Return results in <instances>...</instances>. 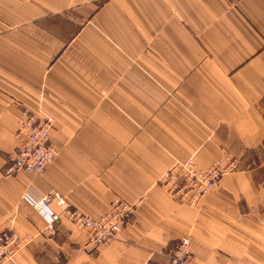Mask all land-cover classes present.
Wrapping results in <instances>:
<instances>
[{
    "label": "crops",
    "instance_id": "1",
    "mask_svg": "<svg viewBox=\"0 0 264 264\" xmlns=\"http://www.w3.org/2000/svg\"><path fill=\"white\" fill-rule=\"evenodd\" d=\"M54 121L42 176L5 175L21 109ZM234 166L200 208L161 186L177 162ZM51 192L99 219L141 201L99 251L34 202ZM7 264H264V0H0V235Z\"/></svg>",
    "mask_w": 264,
    "mask_h": 264
},
{
    "label": "built area",
    "instance_id": "2",
    "mask_svg": "<svg viewBox=\"0 0 264 264\" xmlns=\"http://www.w3.org/2000/svg\"><path fill=\"white\" fill-rule=\"evenodd\" d=\"M17 124V146L5 157V175L27 172L40 177L58 154L52 143L54 121L45 113L37 115L23 108ZM233 168L226 158L217 160L209 169L199 168L194 161L177 162L162 176L160 184L177 203L198 209ZM140 203H127L117 198L108 213L99 219L73 209L58 192L38 198L33 207L48 215V234L55 235L57 224L65 219L86 236L87 249L99 251L118 239ZM32 241L29 235L18 236L11 231L1 234L0 264L13 262ZM159 254L166 257L165 264H196L188 238L181 239L170 251Z\"/></svg>",
    "mask_w": 264,
    "mask_h": 264
}]
</instances>
